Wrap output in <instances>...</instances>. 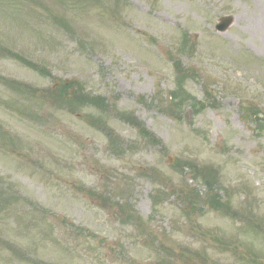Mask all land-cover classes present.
Listing matches in <instances>:
<instances>
[{
	"label": "rangeland",
	"instance_id": "obj_1",
	"mask_svg": "<svg viewBox=\"0 0 264 264\" xmlns=\"http://www.w3.org/2000/svg\"><path fill=\"white\" fill-rule=\"evenodd\" d=\"M0 50V264H264V0H0ZM205 169L241 216L186 206Z\"/></svg>",
	"mask_w": 264,
	"mask_h": 264
},
{
	"label": "trees",
	"instance_id": "obj_2",
	"mask_svg": "<svg viewBox=\"0 0 264 264\" xmlns=\"http://www.w3.org/2000/svg\"><path fill=\"white\" fill-rule=\"evenodd\" d=\"M186 35V32L184 33V36ZM189 48L191 49V46H189ZM177 64V63H175ZM177 66V65H176ZM180 70L183 71V73L181 75H177V84L179 85L181 90H177V91H173L171 92V99L169 102V106H171L170 108L176 110L177 112H181L182 111V105H183V100L180 99L184 94H182V84L183 82H185L186 79L190 78L192 76V72H190L189 70H183V68H181ZM192 73V74H191ZM12 87V85H10ZM52 92V90H49V93ZM58 101H60V103L62 104L61 106H63L66 110L71 111V112H76L81 108L84 107H94L95 105H98V99H95L96 97H88L87 95L84 94H80V93H75V92H69L66 88H62L61 90H57L56 91V97H55ZM84 98V99H83ZM198 104V101H192V108H195L196 105ZM205 106V104H200L199 109H203ZM171 109H169L170 111ZM249 110V109H248ZM251 110V109H250ZM174 112V111H173ZM101 113V112H100ZM103 116H105V113H101ZM99 114L95 116H90L92 117V120L90 122V124L92 126H95V124L98 123H102L104 125H102L101 130L106 133L109 134L110 130L108 128H106L105 126V121L103 116ZM172 115V114H171ZM174 116H176V113L174 114ZM123 118V117H120ZM124 120H126L128 123L133 124V121L135 122V119L130 116V117H124ZM178 119V116H177ZM252 121L256 124V127L261 130L263 128V124L261 122V118L258 117V115L254 114ZM139 134L143 137H148L151 134H149L148 132H146V130H142L139 129ZM151 141V140H148ZM110 142V147L112 149H117V142L115 140V138H110L109 139ZM188 167L190 169H194L195 165L192 164H188ZM202 176V180L203 182L207 185L209 190H212V185L215 184V181L213 179V174H211V170L209 169H205L203 171V173H201ZM188 187H183L180 190L181 193V199L184 201V203L186 204V206H189L190 209H195L196 207H198L199 204H206L208 205V207H210L211 209H220V210H227L229 209V204L227 202H224L221 200V198H219V196H217L216 194H207L206 197L201 200L200 196L198 195L196 190L193 189H187ZM156 192L158 193H164L163 188H156ZM151 198H153V195L151 196ZM155 199H158V197H154ZM153 202H156L157 200H155ZM117 205V211L123 214H125V216L129 217V218H135L136 220H138V222H140L139 220V216L132 210L131 206L129 205V203H125V204H120V203H116ZM185 210V208H184ZM169 257L172 259V255H169Z\"/></svg>",
	"mask_w": 264,
	"mask_h": 264
},
{
	"label": "water",
	"instance_id": "obj_3",
	"mask_svg": "<svg viewBox=\"0 0 264 264\" xmlns=\"http://www.w3.org/2000/svg\"><path fill=\"white\" fill-rule=\"evenodd\" d=\"M232 20H233L232 16L222 17L215 26L216 30L221 31V32L225 31L227 27L231 24ZM169 160H171L170 157H169Z\"/></svg>",
	"mask_w": 264,
	"mask_h": 264
}]
</instances>
